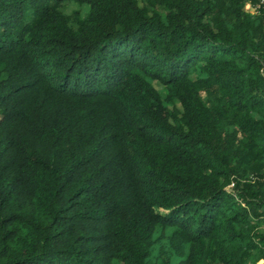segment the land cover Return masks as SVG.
Returning a JSON list of instances; mask_svg holds the SVG:
<instances>
[{
  "label": "trees",
  "instance_id": "16d2710c",
  "mask_svg": "<svg viewBox=\"0 0 264 264\" xmlns=\"http://www.w3.org/2000/svg\"><path fill=\"white\" fill-rule=\"evenodd\" d=\"M71 1L0 0V264L264 260V2Z\"/></svg>",
  "mask_w": 264,
  "mask_h": 264
},
{
  "label": "rangeland",
  "instance_id": "374dc122",
  "mask_svg": "<svg viewBox=\"0 0 264 264\" xmlns=\"http://www.w3.org/2000/svg\"><path fill=\"white\" fill-rule=\"evenodd\" d=\"M251 1H249V0H247L245 3H244V8L246 9V10H249V11H255V9L253 8V5L250 3ZM74 7H80V8H82V9H84L85 7H86V5L85 4H81V3H78V2H76V1H71V2H69L66 6H65V9L67 10V11H69L70 9H72V8H74ZM258 262H259V264H261L262 263V261L259 259L258 260Z\"/></svg>",
  "mask_w": 264,
  "mask_h": 264
},
{
  "label": "built area",
  "instance_id": "2783aa9c",
  "mask_svg": "<svg viewBox=\"0 0 264 264\" xmlns=\"http://www.w3.org/2000/svg\"><path fill=\"white\" fill-rule=\"evenodd\" d=\"M264 2V0H256L254 3L250 2L253 5V8L256 10V8L262 3ZM262 261L261 264L264 263L263 259H260ZM257 264H259V262L257 261Z\"/></svg>",
  "mask_w": 264,
  "mask_h": 264
}]
</instances>
